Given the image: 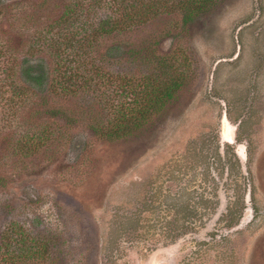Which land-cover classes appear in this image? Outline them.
Returning <instances> with one entry per match:
<instances>
[{"label": "rangeland", "instance_id": "obj_1", "mask_svg": "<svg viewBox=\"0 0 264 264\" xmlns=\"http://www.w3.org/2000/svg\"><path fill=\"white\" fill-rule=\"evenodd\" d=\"M61 2L0 0V264H264V0H215L184 27L160 15L95 44L106 75L148 68L99 57L119 41L149 42L186 75L148 122L112 141L88 126L108 124L125 99L104 79L76 95L46 83L22 106L3 104L21 59L49 66L28 48ZM26 131L53 138L37 144ZM28 247L38 251L17 256Z\"/></svg>", "mask_w": 264, "mask_h": 264}, {"label": "trees", "instance_id": "obj_2", "mask_svg": "<svg viewBox=\"0 0 264 264\" xmlns=\"http://www.w3.org/2000/svg\"><path fill=\"white\" fill-rule=\"evenodd\" d=\"M214 1L62 0L59 13L43 31L34 36L32 46L28 48L30 55L35 54L39 47L44 49L49 58V66L43 59L33 63L26 58L21 59L16 65L20 83L2 82L3 87L10 89L3 104L22 106L28 102L29 93L34 87L46 83L48 90L55 95H76L83 88L97 91V82L104 79L114 83V91L122 94L125 99L111 104L112 116L108 124L101 126L90 123L89 129L105 141L127 136L148 122L173 97L185 82V72L174 63L171 55L149 50V42H143L142 47L132 49L126 42L119 41L106 48V52L100 53L99 57L102 59L107 56L117 63L129 58L135 64L148 68L136 73L128 70L106 75V71L92 59L91 49L103 38L128 33L145 26L160 15L178 14L175 24L179 28L184 27L195 15L214 5ZM86 57L93 62L88 63V75L81 76L78 65L85 64ZM188 60L186 56H182V64L188 63ZM52 110L54 107L48 109L51 114L56 115L57 111ZM50 135L49 131H26L21 139L43 144L53 138ZM226 212H230L228 207ZM17 232L16 240L21 245L27 238L31 239L25 236L24 229L18 227ZM37 251V247H28L26 250L21 249L17 256L32 255Z\"/></svg>", "mask_w": 264, "mask_h": 264}, {"label": "water", "instance_id": "obj_3", "mask_svg": "<svg viewBox=\"0 0 264 264\" xmlns=\"http://www.w3.org/2000/svg\"><path fill=\"white\" fill-rule=\"evenodd\" d=\"M237 151H238V148H237ZM239 155L242 156V152L239 151Z\"/></svg>", "mask_w": 264, "mask_h": 264}, {"label": "flooded vegetation", "instance_id": "obj_4", "mask_svg": "<svg viewBox=\"0 0 264 264\" xmlns=\"http://www.w3.org/2000/svg\"><path fill=\"white\" fill-rule=\"evenodd\" d=\"M226 142H229L228 140H225Z\"/></svg>", "mask_w": 264, "mask_h": 264}]
</instances>
